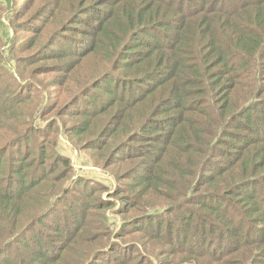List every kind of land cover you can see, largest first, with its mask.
<instances>
[{"label":"trees","instance_id":"1","mask_svg":"<svg viewBox=\"0 0 264 264\" xmlns=\"http://www.w3.org/2000/svg\"><path fill=\"white\" fill-rule=\"evenodd\" d=\"M106 2L107 21L91 48L126 75L99 80L111 94L119 80L129 97L122 101L130 110L148 106V122L173 124V256L185 252L190 264H264V0ZM8 104L0 112L15 107ZM28 139L0 134V264L12 263L6 258L15 245L34 261L46 256L47 244L35 246L30 232L55 206L34 203L39 209L22 224L29 192L49 170L46 149L38 179L28 173L25 151L12 154Z\"/></svg>","mask_w":264,"mask_h":264},{"label":"rangeland","instance_id":"2","mask_svg":"<svg viewBox=\"0 0 264 264\" xmlns=\"http://www.w3.org/2000/svg\"><path fill=\"white\" fill-rule=\"evenodd\" d=\"M106 1L0 0V108L15 105L0 112V134L29 137L12 154L25 151L30 177L43 174V149L49 169L29 192L22 224L39 209L34 203L55 206L30 232L35 246L47 244L46 256L34 261L15 245L11 264H190L185 252L173 256V226L167 233L174 215L171 119L148 122V106L130 110L122 101L129 97L119 80H112L114 94L99 80L126 75L91 48L107 21Z\"/></svg>","mask_w":264,"mask_h":264}]
</instances>
